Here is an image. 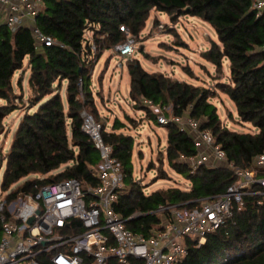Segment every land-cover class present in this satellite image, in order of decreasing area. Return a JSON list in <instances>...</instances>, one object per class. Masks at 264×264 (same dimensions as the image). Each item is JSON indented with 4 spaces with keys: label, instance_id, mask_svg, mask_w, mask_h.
Returning <instances> with one entry per match:
<instances>
[{
    "label": "trees",
    "instance_id": "trees-1",
    "mask_svg": "<svg viewBox=\"0 0 264 264\" xmlns=\"http://www.w3.org/2000/svg\"><path fill=\"white\" fill-rule=\"evenodd\" d=\"M43 1L36 26L64 47H38L30 27L12 32L6 25L0 26V101L4 102L0 104V134L6 130V118L19 109L14 105L18 97L13 79L24 69L26 60L32 90L10 147L0 157V168L5 162L1 188L7 199L35 194L45 185L66 179H77L84 186L97 183L93 169L101 161L100 153L82 129L85 110L100 122L91 89L93 53L85 33L93 32L100 56L126 40L121 26L138 36L153 10L197 17L215 29L219 43L212 41L202 58L219 74L225 61L229 62L230 83H220L218 88L235 103L241 121L253 124L257 132L228 129L210 102V91L163 73L147 72L138 60L128 64L131 100L151 113L149 105L171 107L176 117L189 116L199 122L202 130L212 131L216 144L241 170L249 169L253 159L264 152V13L257 17L249 0ZM153 118L158 124L157 116ZM102 126L104 140L113 145L114 157L125 174L124 189L114 209L135 233L150 237L161 228V208L197 207L225 193L236 181L234 173L221 166L203 164L192 172L182 159L198 155L195 141L179 125L169 123L162 125L168 131V163L191 182V187L145 195L133 180V138L117 133L124 126L119 121L114 122L112 131ZM260 199L245 197L242 210L235 211L225 228L209 234L204 245L198 247L195 241L187 240L188 253L181 264H264V203L258 204ZM43 261L51 264L45 258ZM109 264L118 262L112 259Z\"/></svg>",
    "mask_w": 264,
    "mask_h": 264
},
{
    "label": "built area",
    "instance_id": "built-area-1",
    "mask_svg": "<svg viewBox=\"0 0 264 264\" xmlns=\"http://www.w3.org/2000/svg\"><path fill=\"white\" fill-rule=\"evenodd\" d=\"M249 1L260 17L264 0ZM43 7V0H0V26L6 25L12 32L30 27L38 47H64L36 26ZM160 28L164 29V25ZM120 30L126 40L113 48L122 58L132 57L136 36L126 26ZM86 33L93 59L99 47L94 36ZM119 66L121 69L122 63ZM149 107L157 108L159 124L175 123L194 139L198 155L184 158L192 172L203 164L220 163L234 173L236 181L227 191L191 209L161 208V228L150 237L131 231L126 227L127 220L114 209L125 185L122 165L114 157L113 145L104 140L102 124L85 110L82 129L101 158L93 169L97 183L84 186L77 179H66L11 201L7 193L0 194V264H44L43 258L51 264H109L112 259L118 264H181L188 253L186 241L193 240L198 247L204 245L209 234L225 228L235 211L242 210L245 197L260 196L258 204L264 203V152L253 159L249 169L241 170L216 144L212 131L202 130L199 122L168 113L171 107Z\"/></svg>",
    "mask_w": 264,
    "mask_h": 264
},
{
    "label": "rangeland",
    "instance_id": "rangeland-1",
    "mask_svg": "<svg viewBox=\"0 0 264 264\" xmlns=\"http://www.w3.org/2000/svg\"><path fill=\"white\" fill-rule=\"evenodd\" d=\"M160 25H164V29ZM86 34L89 37L93 35L92 32ZM135 39L136 47L132 57L122 58L111 48L92 59L91 89L99 120L108 131H112L114 122H121L124 126L117 133L133 138V180L140 185L145 195L168 188L188 190L191 182L168 163L167 132L153 118V115L158 116L157 108L151 110L152 113L143 110L129 96L128 64L131 61L138 60L147 72L163 73L210 91V102L216 106L221 123L228 129L239 133H255L257 129L253 124L241 121L235 103L218 88L220 83H230L228 61H225L223 73L219 74L211 63L202 58V53L208 51L212 41L219 43L216 31L210 24L189 15L175 13L170 16L153 10L146 27ZM120 63L123 65L121 69ZM29 77L30 65L26 61L24 69L18 71L13 79L18 97L14 105L19 109L5 120L6 130L0 134V157L9 149L12 135L32 96ZM21 78L22 87L19 86ZM3 103L0 101V104ZM208 165L222 166L220 163ZM4 172L5 162L0 168L2 195L5 194L1 188Z\"/></svg>",
    "mask_w": 264,
    "mask_h": 264
},
{
    "label": "crops",
    "instance_id": "crops-1",
    "mask_svg": "<svg viewBox=\"0 0 264 264\" xmlns=\"http://www.w3.org/2000/svg\"><path fill=\"white\" fill-rule=\"evenodd\" d=\"M27 61V60H26ZM29 63V62H28ZM228 64H229V62H228ZM214 66V65H213ZM215 68V67H214ZM162 126V125H161ZM164 129L166 130V132H167V135H168V131H167V129L164 127Z\"/></svg>",
    "mask_w": 264,
    "mask_h": 264
},
{
    "label": "water",
    "instance_id": "water-1",
    "mask_svg": "<svg viewBox=\"0 0 264 264\" xmlns=\"http://www.w3.org/2000/svg\"><path fill=\"white\" fill-rule=\"evenodd\" d=\"M38 213H40V211Z\"/></svg>",
    "mask_w": 264,
    "mask_h": 264
}]
</instances>
